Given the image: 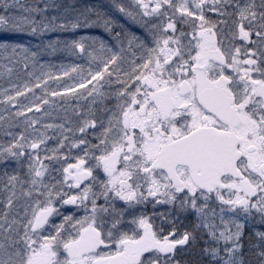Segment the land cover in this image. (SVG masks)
Returning <instances> with one entry per match:
<instances>
[{
    "label": "snow or ice",
    "instance_id": "obj_1",
    "mask_svg": "<svg viewBox=\"0 0 264 264\" xmlns=\"http://www.w3.org/2000/svg\"><path fill=\"white\" fill-rule=\"evenodd\" d=\"M0 264H264V0H0Z\"/></svg>",
    "mask_w": 264,
    "mask_h": 264
},
{
    "label": "trees",
    "instance_id": "obj_2",
    "mask_svg": "<svg viewBox=\"0 0 264 264\" xmlns=\"http://www.w3.org/2000/svg\"><path fill=\"white\" fill-rule=\"evenodd\" d=\"M68 62H73V60L70 59Z\"/></svg>",
    "mask_w": 264,
    "mask_h": 264
},
{
    "label": "rangeland",
    "instance_id": "obj_3",
    "mask_svg": "<svg viewBox=\"0 0 264 264\" xmlns=\"http://www.w3.org/2000/svg\"><path fill=\"white\" fill-rule=\"evenodd\" d=\"M75 62H78V61H75Z\"/></svg>",
    "mask_w": 264,
    "mask_h": 264
}]
</instances>
